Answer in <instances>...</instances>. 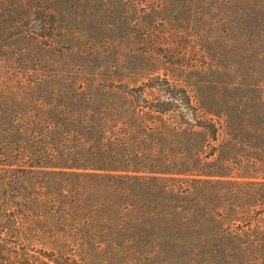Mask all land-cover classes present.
<instances>
[{
    "label": "rangeland",
    "instance_id": "374dc122",
    "mask_svg": "<svg viewBox=\"0 0 264 264\" xmlns=\"http://www.w3.org/2000/svg\"><path fill=\"white\" fill-rule=\"evenodd\" d=\"M35 5L55 12L54 22L46 20L41 48L27 34L13 37L9 28L10 15ZM257 12L250 8L242 14L234 0H25L23 8L6 5L2 13L8 20H0V85L12 87L18 97L14 102L25 103L26 92L33 94L28 79L37 73L35 67L42 73L64 70L69 80L91 89L92 105L107 107L106 117L117 120L109 126V135L123 136L128 151L142 154L129 169L146 167L147 174H162L164 180L181 185L165 192L147 178L127 184L109 178L115 167L110 162L104 168L95 161L83 178L84 197L75 200L74 194L54 211L45 206V212L34 216L35 232L19 242L21 252L42 249L58 263H255L249 260L252 256L241 261L237 244L230 239L227 243L224 236L230 227L246 229L253 216L232 226L216 211L201 214L191 206L192 190L184 182L189 181L193 160L202 162L214 151L206 160L213 163L200 170L207 169L210 178L218 175L223 199H234L232 191L241 187L244 197L255 181L252 175L264 171L263 130L254 137L244 133L230 139L220 128L227 116L233 121L250 116L264 123V54L252 52L264 45L256 35L262 25L255 20ZM34 60H40L38 66ZM156 77L185 87L198 118L218 127L216 139L203 128H191L193 121L179 100L164 114L142 107L155 101L150 85ZM131 89L140 98L132 99L127 93ZM95 114L98 118L97 110ZM184 209L189 217L184 218ZM199 217H205V231L191 223Z\"/></svg>",
    "mask_w": 264,
    "mask_h": 264
},
{
    "label": "trees",
    "instance_id": "16d2710c",
    "mask_svg": "<svg viewBox=\"0 0 264 264\" xmlns=\"http://www.w3.org/2000/svg\"><path fill=\"white\" fill-rule=\"evenodd\" d=\"M24 2L25 0H0V20H8L7 15L2 13L6 5L23 8ZM234 2L242 14L250 8L258 11L255 20L262 25L256 35L259 40L264 41V0ZM13 14L9 16L12 19V26L9 28L13 29V37L27 34L32 44L41 48L43 32L47 27L46 20L54 22L55 12L47 11L42 5H35ZM240 17L239 26L243 22V16ZM262 48L258 51L259 45H256L252 52L260 56L264 54V45ZM33 62L38 66L37 62L40 60ZM34 69L37 73L28 79V90H32L33 94L26 92L28 95L25 103L14 102L13 99L18 97L12 87L7 89L0 85V264H80L68 261L58 263L52 253L42 249L30 253L22 248L21 252L19 242L29 240L35 232L34 216L45 212V206L54 211L75 195V200L84 197L86 189L83 178L89 174L87 168L95 161L104 168H109L110 162V166L115 167L110 169L109 178L118 177L127 184L145 182L147 178L146 181H155L153 185L158 191L165 192L181 188V185L164 180L166 176L162 174L161 177L147 174L150 171L145 172L146 167L129 169L134 167L133 164L142 154L137 150L128 151L123 136L109 135V126L116 124L117 120L109 118L108 115L106 117L107 107L92 105L94 98L90 94L91 89L84 88L82 82L77 85L76 79L69 80L64 70L58 73L49 68L51 71L42 73V68ZM155 79L152 81L157 82H151L150 85L156 91L155 101H149V104L142 107L164 114L174 110L179 100V104L184 103V108L190 114V120L193 121L191 128H203L216 139L218 127L198 118V112L192 107V98L185 87L177 82L171 84L165 78ZM19 84L23 85L21 82ZM135 91L136 89H131L127 93L132 99L140 98ZM57 100H60L58 104ZM142 101L145 103L148 100ZM96 110L98 118L94 115ZM221 120L220 128L229 138L231 136L235 139L244 133L254 137L255 133L264 131V123L254 121L250 116L239 117L236 121L231 117L228 119L227 116ZM214 154L215 151L205 156L204 161L193 160L190 164L189 173L186 175L189 181L184 182L192 190L189 202L191 206L196 205L201 214H214L216 211L217 217L229 221L232 226L233 221H241L244 216H253V222L246 229L238 227L233 230L230 227L224 236L227 243L230 239V243L234 240L237 244L235 248L241 261L245 256H252L249 260L255 262L254 264H261L260 261L264 260V171L259 173V177L251 174L255 181H251L252 186L244 197H241L244 191L241 187L238 192L226 189L233 192L234 199H223V193L217 187L220 183L218 175L212 174L213 178H210L207 176V169L200 170L203 165L213 163L206 160ZM253 157L260 161V158ZM223 166L227 164L223 163ZM160 183L164 184L163 189L159 188ZM75 185L77 189L74 188ZM181 213L186 214L184 218L189 217V210L184 209ZM190 213L196 216L195 213ZM222 215L226 217L223 218ZM204 220L205 217L197 218V225L191 221L194 229L205 231ZM183 225L185 222L179 223V226ZM226 248L228 251V246Z\"/></svg>",
    "mask_w": 264,
    "mask_h": 264
}]
</instances>
